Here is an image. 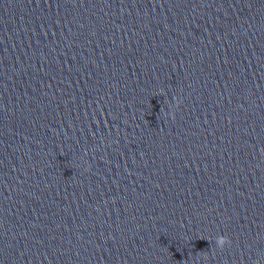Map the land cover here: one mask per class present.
I'll return each mask as SVG.
<instances>
[{"label": "clouds", "instance_id": "1", "mask_svg": "<svg viewBox=\"0 0 264 264\" xmlns=\"http://www.w3.org/2000/svg\"><path fill=\"white\" fill-rule=\"evenodd\" d=\"M227 242H228V240H227L226 237H221V238H220L221 246H223V245L226 244Z\"/></svg>", "mask_w": 264, "mask_h": 264}]
</instances>
